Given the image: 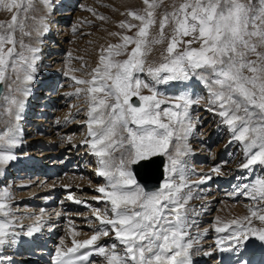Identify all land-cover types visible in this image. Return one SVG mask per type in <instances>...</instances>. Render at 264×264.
Instances as JSON below:
<instances>
[{"label": "snow or ice", "instance_id": "snow-or-ice-1", "mask_svg": "<svg viewBox=\"0 0 264 264\" xmlns=\"http://www.w3.org/2000/svg\"><path fill=\"white\" fill-rule=\"evenodd\" d=\"M143 2L147 7L142 12H127L138 23L119 22L121 29H136L134 34L111 33L119 42L101 49L90 79L71 77L76 85L85 86L68 95L83 93L88 104V139L82 144L96 157V174L105 181L95 187L98 195L92 197L103 208L69 192L67 200L89 208L98 226L82 240L75 239L78 233L73 229L71 246L61 238L51 264H194L207 230L193 232L198 229L194 217L199 213L189 202L194 188L211 180L212 173L220 174V168L213 167L199 181H191L186 168L185 158L192 154L187 141L194 130L190 109L202 102L226 127L230 143L240 145L241 176L236 177L240 182L232 195L251 201L243 217L215 218L214 232L224 234L217 237L216 249L235 253V264H251L244 258L245 251L264 248V0L174 2L172 11L163 13L155 40H149V29L157 23L158 4ZM57 7L54 0H0V10L10 14V21L0 22V264H12L11 256L3 254L5 249L17 244L21 235L40 232L44 223L43 208L31 225L20 222L7 177L19 159L16 150L23 143L19 122L42 59L43 37L50 31ZM85 10L96 14L92 8ZM169 25L171 36L162 59L148 63L150 45L164 42ZM71 30L76 33L77 27ZM121 55L126 58L115 59ZM170 82L183 85L184 90L161 97L155 86ZM196 84L205 95L188 91ZM143 89L150 94L143 95ZM155 157H166L165 178L158 187L146 190L137 183L133 169H149ZM105 237L111 242L101 243ZM93 255L101 260L91 259Z\"/></svg>", "mask_w": 264, "mask_h": 264}, {"label": "bare ground", "instance_id": "bare-ground-1", "mask_svg": "<svg viewBox=\"0 0 264 264\" xmlns=\"http://www.w3.org/2000/svg\"><path fill=\"white\" fill-rule=\"evenodd\" d=\"M68 1L69 0H54V3L58 6L56 11H55V13L56 12L58 13V17L65 16L64 13L61 14L60 12H61V9L63 7H65L66 4H69V3H67ZM65 2H66V4H65ZM142 3H144V2L142 1ZM59 19H61V18H59ZM63 26H64L63 24L57 23V19H55V16L53 15L52 16V23L50 24V31L47 33V35H45L43 37V44L41 45L42 59L38 62V68H37V72L35 74L36 77L39 76L38 74H40V76H39V78L37 77L30 85L31 95L28 97L26 107H25V110L23 112V119L19 122L20 127L22 128V134L21 135H22V140H23V143L16 150L17 154L19 155V159L11 166V168L9 169L8 177H7V183L11 187V191H12L13 197H14V210L16 212V215L18 217H20V222L25 226L31 225L33 223L32 217H34V215H30V209H31V207L29 206V205H31L30 200L32 198L33 199L39 198L36 201L47 200L46 199L47 196L45 194H43L47 187L46 188L45 187L40 188L41 185L43 186L46 182L44 180L39 182L40 180H39V177L37 178L38 174L36 171H34V175L30 176L31 185H29L30 179H26V180L14 179V180H12V178H13L12 174L13 173H14L13 176H16L17 175L16 172H19L20 177L21 176L25 177V175L29 174V172H27V174H25V171L22 173H21V171H23L27 167H28V169L33 168V161H37L38 163L42 164L46 171H49V172L54 171L57 174L61 170L66 169L65 167L67 165H69V167H71V170H74V168L79 167L81 164L88 163L89 168H87L85 170L86 176H90L93 183L97 182V180L99 178V176L96 174V171H95V169L97 167L96 157L90 153L87 146L82 144V141H84L85 139H88V137H87V126L85 124V121L87 120L88 104L86 106L83 105V107L86 109H84L83 111H80V113H78V109H76V107H77L76 101H72L71 95H68L70 93H74L75 89L79 86L75 87V82L73 80H72L73 82L72 81L71 82L66 81L65 82L66 85H69V86L71 84H73V85L70 86L71 88L69 90L65 89L66 91L59 92V95H58V94H55V90H54V88L56 87V84H55V82L50 81L52 78H49V74L46 75V77H45L46 79H44V78L41 79L43 73H45V72L50 73L51 72V70L48 69V66L44 62H46V63L49 62V66H50V63H51L50 61L53 60L54 61L53 64H55L57 62V61H55V59H57V58L59 59V57H61V54H62L61 52H62L63 48L58 46L59 44L58 43L56 44V42L52 45L49 44L50 47L48 46V43L50 41V37H52L51 36L52 35L51 34L52 29H55L54 27H56L57 30L59 29L58 33H60V29L61 30L66 29V28H63ZM90 28H91V25H88V27L83 25L81 27V30L79 33H81V35L86 36L90 33ZM62 37L63 36H61V37L58 36V38H62ZM89 37H91V36H89ZM28 42L29 41H27V40L25 41V43H28ZM50 48H51V50H53V48L55 50H53L54 54H52L51 56H48V54H46V52L49 53ZM58 49H59V51H58ZM67 78H69V77L67 76ZM179 85H181V84H178V89L180 88L183 91L184 90L183 85H181V86H179ZM62 86L64 87V85H62ZM62 86H61V88H62ZM175 86H176V83H174V88H175ZM80 87H85V86H80ZM44 89H47V90L45 91ZM56 89H57V87H56ZM5 90H7V89H5ZM68 91H69V93H68ZM171 91H173V90H171ZM188 91L193 92L194 94H197V95H205V90L202 87H200L199 84H196L194 88L190 87L188 89ZM44 92H46L45 95L43 94V97H41L42 93H44ZM6 93H7V91L5 92V94ZM81 95H83V98H85L83 93H81ZM81 95H80V97H81ZM60 98H62L63 100ZM81 99H82V97H81ZM82 100H84V99H82ZM79 101L81 102V100H79ZM31 109L33 111V117H32L31 121H33V122L31 124H29V122L28 123L25 122V117H26V115H28V113H30ZM57 113H59L58 117L54 118L53 116ZM205 116H206V123L208 124V126L206 128V132H208L206 137L203 139V138H201L203 136H200V137L197 135H196V137L190 136L188 141H187V143L190 145L191 150H192V154L188 156V158L190 157V160L192 162L189 161V163L190 162L193 164L200 163V161H201L200 157L204 156V158H205L206 155L208 154L207 153V150H209V148H208L209 143L208 142L209 141L213 142L214 140H217V138H219V136L221 135L219 138L221 147H219L213 151V156L219 159L220 157L222 158V157H224V155H226V153H227L226 151H230L231 162L228 166H226V164H225V169L228 170V172H231L232 174H234V172H238V174L241 175V172L238 168V165H239L238 163H240V160L243 158L240 145L238 143H230V133L227 131L225 126H223L219 123L218 117L213 116L208 111L205 112ZM66 117H69V118L73 117V120L76 119L75 121H77V124H75L76 125L75 128H79L77 130L78 134L76 136L73 135L72 139H70V136H68L69 134L68 135L65 134L67 131H70V129H71V127L69 128V126H68L70 123H65ZM5 119H7V117ZM28 119H30V118H28ZM38 123H40V126L45 127V129L43 131L44 133H40L38 131V127H39ZM70 125H72V124H70ZM196 125L197 124L194 122V129H195ZM26 126H28V127H26ZM0 127H2V125H0ZM194 133L195 132H193V134ZM69 139H70V141H68ZM23 146H25V147H23ZM23 148H26V149L24 151H21ZM62 150H64V153H67L69 155L70 154H73V155L76 154L72 160L74 165H72L71 161L67 162L64 159V156L62 157V155H60ZM233 154H234V156H232ZM26 155H27V157H26L27 160L26 159H20L22 157H25ZM31 155H32V157H29ZM46 156L48 157L47 159H46ZM236 156H237V158H236ZM82 158H85V161ZM227 158H228V156H226L225 160H227ZM51 159H53V160H51ZM42 160H43V162H42ZM46 160H49V161H46ZM62 163H64V164L62 165ZM225 163H227V162H225ZM49 166L50 167L55 166V167L53 169H51ZM91 168H92V170H91ZM255 171H256V173L259 174L260 168L257 166ZM220 177H221L220 174L219 175L214 174L213 178H212V180H214L215 184H213V186L211 188L212 193H210L208 195V200H207V203L210 202V204L212 206L218 205L216 203L214 204V201H217V202H219L220 200L224 201L226 199L224 197H229V195H231L230 192L228 194L218 193L217 186L220 187V184L222 182ZM77 178H78L77 176H72L71 174H68L67 176H65V178H64L65 180L62 182V184H64V186L65 185H70V186L76 185L78 183L74 182V181H70V179L76 180ZM40 179H41V177H40ZM59 179H61V178H59ZM13 182L17 183V184H16V186H13V188H12ZM57 182H58V178H57V180L53 179L52 181L49 182V183H51V184H49V186H50V189L53 190V192H55V194L59 195L58 191L60 189V187H59L60 182L59 183H57ZM39 184H40V187H39ZM102 184H104L103 181L100 183V185H102ZM20 187H25V188L21 190ZM28 187H30V188H28ZM83 187L84 186L79 185L75 189L68 188L69 190H67V191L71 192L73 195L77 192H81V195H87V197L88 196H90V197L96 196L94 194V191L91 190V187L89 190H87L86 188H83ZM208 189H210V187ZM197 190H198V188H197ZM197 190H195V188H194V190H193L194 198L192 200H194V199L196 200L198 198ZM15 198H18V199L16 200ZM192 200H190V202ZM45 202H48V201H45ZM190 202H189V207L194 208L196 210L197 208H195V206H194L195 204L194 205L190 204ZM196 202H198V201H196ZM67 203H68V205L70 204V207L73 206L71 203H69V201H67ZM200 203L201 202H199L198 204H200ZM207 203L206 202L203 203V205H200V207L202 206L201 208H204L207 212L210 213L209 215H206L207 217L213 218V217H215L213 212L215 211L216 208L214 207L213 209L212 208L208 209L210 207V205H207ZM242 203H244V202H242ZM246 203L249 204V201L245 202V204ZM75 207L73 208L74 211L80 212L81 208L80 207L75 208ZM244 207L245 206H234V208H235V210H237L236 212L238 214H242V211L245 210ZM17 210H20V211H17ZM219 210H221L222 212H225L227 210V203L223 202V204L221 205ZM74 211H72V212L74 213ZM44 216H46V215H44ZM76 217H77V220L79 223L80 220L78 219L77 215H76ZM240 217H242V216H240ZM81 218H82V215H81ZM83 221L84 220L82 218L81 222H83ZM53 225H54L53 221L52 222H46V223H43L42 228L48 230V229L52 228ZM81 227H82L81 234H79V232L81 230L78 232L79 229H76V228L74 229L78 233V236L75 237V239L82 240V239H86L89 237L90 232L88 229V225L86 223H82ZM59 228H60V226H59ZM56 229H57V226H55V230ZM18 231H19V229H18ZM57 232H60V231L56 230V233ZM208 233H209V235L212 234L209 229L207 230V234ZM69 234L72 235V232L70 233V231H69ZM69 234L67 233L66 236L63 235V237L65 236L63 238L65 241V244H71V240L73 237L71 238L69 236ZM46 236H48V235H46ZM52 236H54V235H52ZM23 237L24 236L21 235L17 244L13 245L12 247L6 248L4 251L5 252L4 254L5 255H11V254L12 255H18L15 252L20 251V249H21L20 245H21V241H23ZM209 238L210 237L203 240V242H204L203 244H205L207 246L206 247L200 246L201 250H200L199 254H197V258L201 259L203 257H206L207 255H205V254L203 255L202 253L203 252L205 253L206 251H211L210 252V254L212 253L211 263L214 264V261H215L214 252H213L214 250H213V246L210 245V243L212 244L213 240L212 239L210 240ZM213 259H214V261H213ZM4 264H8V262L4 263ZM12 264H18V263L16 261H12ZM200 264H209V263L205 262V263H200Z\"/></svg>", "mask_w": 264, "mask_h": 264}, {"label": "rangeland", "instance_id": "rangeland-1", "mask_svg": "<svg viewBox=\"0 0 264 264\" xmlns=\"http://www.w3.org/2000/svg\"><path fill=\"white\" fill-rule=\"evenodd\" d=\"M142 1L143 0H69L67 2L69 4H66V2H65V4H66L65 7H63L61 9V12L59 11L61 14L64 13L65 16L58 17V13L57 12L54 14V16H55V19H57V23L58 24L59 23L63 24L64 25L63 28H66V29H63V30L60 29V33H58L59 29L57 30L56 27H54L56 30L52 29V33H51L54 36H53V38L50 37V41L48 40L49 41L48 46H49V44L52 45V44H54L56 42V44L58 43L59 44L58 46H60V47H62V45H63L65 47V51L63 53L61 52L62 54H61V57H59V59L58 58L55 59V61H57L55 64H53V62H54L53 60L50 61L51 62L50 66H49V62H47V63L44 62L48 66V69L51 70V72L50 73H48V72L43 73L41 79H43V78L46 79L45 78L46 75L49 74V78H52L50 81H53L56 84L57 89L55 87L54 90H55V94H58V95H59V92H62V91L64 92V91H66L65 89L69 90L71 88L70 86H72L73 84H71L69 86V85H66L65 82L66 81L67 82L68 81L71 82L72 81V79H71L72 76H76L79 79H90V75L89 74L91 73V70L96 67V65L98 63V57H99V54L101 52V49H106L109 44H115V43L119 42V37L111 35V33H120V34H128V35L134 34L136 29H133L131 32L127 31L126 29H121L119 27V22L121 20H128V21H130L132 23H138L137 21L132 20L131 17H128L127 16V12L129 10H139V11L142 12L143 9L147 7V5L142 3ZM150 2H151V0H150ZM156 2L158 4V7L156 8L154 15H155V19H156L157 23L155 25L151 26L150 29H149V40H155V39L159 38V35H160L159 21H160V19L163 18V13L165 11H169V12L172 11L173 3L174 2L175 3H179L180 0H156ZM87 8L94 9L96 14H93V12H89V11L85 10ZM100 16L105 17V19L101 20L99 18ZM59 18H61L62 20L59 19ZM6 21H10V14L8 12H6V11L0 10V22H6ZM74 25L77 27V32L76 33H73L72 30H71ZM83 25L86 26V27H88V25H91L90 33L88 35H86V36L85 35H81V33H79L80 30H81V27ZM20 35L21 34L18 31L16 33L17 38H20ZM164 35H165V40H164L163 43H159V44L153 43V44L150 45V51H148V53H147V61H148V63H158L162 59L161 53L164 52V49L166 48L167 42H168V40H169V38L171 36L170 25L166 26V28L164 30ZM58 36H60V37L63 36V37L62 38H58ZM89 36H91V37H89ZM23 39L25 41L26 40L29 41L28 37H23ZM62 40L64 41V43H63ZM193 46L195 47L197 45L194 44ZM53 50H55V49L53 48ZM53 50H51V48H50V50H49L50 52L49 53L46 52V54H48V56H51L52 54H54ZM58 51H59V49H58ZM68 53H71V57H69ZM80 58H82V59H80ZM125 58H126V56H124V55H121L119 57H115V59H118V60H123ZM65 72L68 73V77L69 78L64 76L63 73H65ZM38 75L40 76V74H38ZM139 75L141 76L142 79H145L146 82H151L150 78H147L145 76V74L141 73ZM39 76H37V77L39 78ZM173 83L174 82H170L168 84H158L155 87H156V89H157V91H158V93L160 94L161 97H163V98L173 97V96L177 95V93H172L173 91H171V90H174V88H172V86L174 85ZM61 84L64 85V87ZM61 86H62V88H61ZM76 86H78V85L75 84V87ZM80 86H82V85H80ZM179 86H181V85H179ZM44 90L46 91L47 89H44ZM6 91L7 90H5V92ZM181 91H182V89L179 92H181ZM45 93L46 92L42 93L41 97H43V94L45 95ZM68 93H69V91H68ZM142 94L143 95H149L150 93H149V91L147 89H143L142 90ZM72 96H74V95H72ZM81 97L84 100H82ZM81 97L74 96L72 100L76 101V103H77V107L76 108H80L81 109L80 111H83L84 109H86V108L83 107V105L86 106L87 102H86V98H83V95H81ZM60 99H62V98H60ZM79 100H81V102ZM162 107H164V106L162 105ZM192 108L193 109H190V110L193 111V114H192L193 122H195L197 125L195 126V129L193 130V132H195V133L193 134V132H192V134L190 136H195V137H196V135L199 136V137L203 136V135L206 136L207 133H208V132H206V128H207L208 124L207 125L203 124V123H206V116H205L206 110H205V108L203 106V102L201 103L200 106H193ZM58 115H59V113L55 114L53 117L57 118ZM4 118H6V116ZM200 118H203V119H200ZM199 119H200V121H199ZM75 120H73V121H75ZM68 123L71 124V121L68 122ZM70 124L68 125L69 128L70 127H75L76 126L75 124H77V121H75V123L72 124V125H70ZM44 129H45V127H44ZM72 133H75V132H68V133H65V134H67V135L69 134L68 136H70V139H72V137L74 135ZM216 141H217V143L215 145ZM212 144H214V149H212V152L214 150H216L217 148L221 147L219 138H217V140H214L212 142ZM25 146H23V147H25ZM25 149L26 148H23L21 151H24ZM209 150H210V147H209ZM212 152H210V154H212ZM210 154H209V157L211 156L210 160L207 159V155L205 157L206 161L205 160H201L202 157H200V160L201 161H205V163H209V164L215 163L214 161L218 160V158H216V157H214L213 155H210ZM75 155L76 154H74V155L70 154L69 155L67 153H64L62 155V157L64 156V159L67 162L71 161L72 165H74L72 160H73V157H75ZM26 157H27V155L25 157L20 158V159H26L27 160ZM29 157H32V155L29 156ZM47 158L48 157L46 156V159ZM51 160H53V159H51ZM185 160H187V164L189 163V161H191L190 157L189 158L187 157ZM46 161H49V160H46ZM42 162H43V160H42ZM223 163H224L223 167L225 168V162H223ZM63 164L64 163H62V165ZM196 164L198 166H201L198 163H196ZM195 167H197V166H195ZM206 169H209L210 172H211V170L213 168L211 166H208V167L204 168V170H206ZM64 170L65 169L61 170L59 173L64 172ZM24 171L25 170H23V172ZM220 172H222V170H220ZM21 173H22V171H21ZM13 174H12V177H13L12 180L20 179V178H18L19 177V172H16V174H17L16 176L17 177L13 176ZM188 174H189V172H188ZM201 175H202V173H198V174L191 173L189 175V177H190L191 181H199L200 178H201ZM63 177L61 179V182H63L65 180L64 179L65 177L64 178ZM27 179H29V178H27ZM30 181H31V179L29 180V183H30ZM41 181L42 180H40L39 182H41ZM72 181L77 182L78 185H82V186H86V187H89L91 185L90 187H91L92 191H94L95 187L100 185V183H101V182H98V181L93 183L90 176L84 177V175H80V176H78V178L76 180H72ZM49 182H46L43 186L41 185V187H40V184H39L40 188H44V187L46 188L47 187L45 189L44 193H43V194H45L47 196V198H46L47 200H45V201H51V200L54 199L56 202H58V199H57L58 198V194H55V192H53V190L50 189L49 184H51V183H49ZM59 182H60V180H59ZM16 184L17 183L13 182L12 183V188H13V186H16ZM213 184H215L214 180H213ZM29 185H31V183ZM62 186H64V184L61 183L59 187H62ZM90 187L86 188V189L89 190ZM20 188L22 190L25 187H20ZM28 188H30V187H28ZM199 189L200 190L204 189V187H200ZM199 189L197 190V188H195V190H197V192H198V194H197L198 198L196 200L194 199V200H192L190 202V204H193V205L195 204L194 206H195V208H197L196 211L199 213V215L194 217L195 220H196V223L198 222L197 219L201 216L199 218V223L197 224L198 225V229H196V230H195V228L193 229V230H195L194 233L197 230L199 232H201V230L204 231V230H208V229L210 231L212 230L214 232L213 224L215 222V218L216 217H220L222 220H229V219L237 218V217H240V216L243 217V216L248 214L247 205H245V203H242V202H240L239 204L229 203L228 202L229 200L227 199L228 197H224L226 199L224 201L221 200L222 202H220L215 207L216 209L213 212L215 217H213V218L207 217L206 215H209L210 213L209 212L205 213L204 208H201L202 206L200 207V205H203V203H205V202L207 203V200H206V196L207 195L206 196L203 195L200 192ZM217 189H218V186H217ZM218 192H219V190H218ZM77 193H79V192H77ZM79 194L80 195H76V193H75L74 196L76 198H79V199L82 198V197H86V198L92 199V197H90V196L87 197V195H81V192ZM94 194L98 195V193H96L95 191H94ZM222 194H226V193L224 192ZM60 196H66L67 197L68 195H66L64 193H60ZM207 198H208V196H207ZM15 199L17 200L18 198H15ZM38 199L39 198H35L34 201H36ZM61 199H62V197H61ZM61 199L59 200L58 206L53 207V209L56 210L57 207H59V209H58L59 211L57 210L56 212H60L62 214L59 215V216L56 215L55 217L53 216V217H51V219L53 220V223L55 224V226H57V230L58 231H60V232H61V230L64 231L62 233V235H61L63 237V235H66L67 233L69 234V231L71 233L72 230L75 229L74 226H80L81 227L82 223H86L87 224L88 221L84 220L83 222L79 221V223H78L76 215L77 216H81L82 215V218H83L86 214L81 212V210H80V212L72 210V211H74V213L73 212L70 213V211L68 209L61 208ZM83 200H84V198H83ZM45 201H40L39 200L37 202H45ZM196 201H198V202H196ZM199 202H201V203L198 204ZM223 202L227 203V210L225 212H222L221 210H219V208L221 207ZM250 203H251V201H249V204ZM30 204L31 205H29V206L32 208L34 203H32L31 200H30ZM66 205H68V203ZM207 205H208V203H207ZM69 206H70V204H69ZM234 206H245L244 207L245 210L243 209L244 211H242V214H238L236 212L237 210H235ZM208 209H210V207ZM40 210L41 209L37 210L36 208H32V209H30V213L32 215H34V216L40 215L39 214ZM17 211H20V210H17ZM44 215L45 214H43V216ZM73 217H75V218H73ZM63 218H64V221L62 222ZM201 218H210V219L209 220L206 219V224L204 225L203 221H200V220H202ZM54 220H55V222H54ZM62 224H63V226H62ZM59 226L62 227V228H59ZM60 232H57V233H60ZM78 232H79V234H81L82 227L78 230ZM209 233L206 234V237L202 238L199 243L203 244L204 243L203 240H205L208 237L211 238L212 234H210L211 235L210 236ZM69 236L72 238L71 234H69ZM204 236L205 235H202L201 237H204ZM213 261H214V259H213Z\"/></svg>", "mask_w": 264, "mask_h": 264}, {"label": "water", "instance_id": "water-1", "mask_svg": "<svg viewBox=\"0 0 264 264\" xmlns=\"http://www.w3.org/2000/svg\"><path fill=\"white\" fill-rule=\"evenodd\" d=\"M132 99L136 104H139V100L136 97ZM154 161V164L149 169L134 167L138 180L142 181L146 188L157 187L164 176V171L162 170L165 161L164 157H155Z\"/></svg>", "mask_w": 264, "mask_h": 264}]
</instances>
